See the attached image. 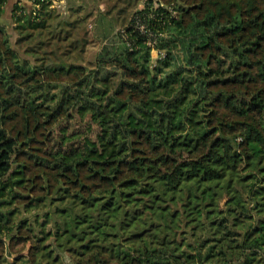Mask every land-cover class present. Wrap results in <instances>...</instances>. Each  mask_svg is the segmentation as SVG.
<instances>
[{
  "label": "trees",
  "instance_id": "trees-1",
  "mask_svg": "<svg viewBox=\"0 0 264 264\" xmlns=\"http://www.w3.org/2000/svg\"><path fill=\"white\" fill-rule=\"evenodd\" d=\"M28 1L0 26V264H264V0H137L92 65Z\"/></svg>",
  "mask_w": 264,
  "mask_h": 264
},
{
  "label": "rangeland",
  "instance_id": "rangeland-1",
  "mask_svg": "<svg viewBox=\"0 0 264 264\" xmlns=\"http://www.w3.org/2000/svg\"><path fill=\"white\" fill-rule=\"evenodd\" d=\"M22 1L23 0H10L9 2H7L6 9L0 16V26H5V28L9 31V33L12 35L13 43H15V41L19 37V30L15 29L17 24L14 18V14H18L15 12V8L16 5L23 6V4L21 3ZM91 1V4H85L84 7H77L76 9L74 8L75 3L73 2V0L69 2L70 11L75 10V12L72 13L71 17L69 18L73 21H76V27H80L82 28V30L87 29L86 36L89 40V43L87 44L86 51L84 52L85 65H92V63L100 54L105 42L103 41L105 30L108 31L109 34H111L110 39H108L107 42L108 44H110L114 38H117V32L123 26L122 24L124 23V21L125 23L128 22L131 17L130 15L134 10H137L138 7L137 0H119L118 4L113 8H111L112 5L110 4V2L107 3V6L105 4H100L101 8H103L104 11L108 10V12H101L98 8V3L101 0ZM25 8L29 9L30 7L25 6ZM57 9L55 10V13H58L59 17L57 16V18L53 21L54 24L58 23V21H62L61 19H66V17L68 16V12L60 13ZM86 15H90L87 20L81 19ZM56 65L61 64L59 63ZM67 65L68 63H64V66ZM63 260L64 263H66L67 258L64 257Z\"/></svg>",
  "mask_w": 264,
  "mask_h": 264
},
{
  "label": "crops",
  "instance_id": "crops-1",
  "mask_svg": "<svg viewBox=\"0 0 264 264\" xmlns=\"http://www.w3.org/2000/svg\"><path fill=\"white\" fill-rule=\"evenodd\" d=\"M10 1V0H9ZM56 1H58V3H60V2H63V4H64V8L63 9H61V8H55V7H53L52 5H51V9H53V10H59V12L60 13H62V12H68V16H71L72 15V13H74L75 12V10H73V11H70V8H69V2L71 1V0H56ZM52 2H53V0H52ZM51 2V3H52ZM73 2L75 3V9L77 8V7H84V5L86 4H91V0H73ZM108 2H110V4L112 5L111 6V8H113V7H115L118 3H117V0H101L99 3H98V8H99V11H101V12H108V10L106 11H104V9L103 8H101V5L100 4H105L106 6H107V3ZM22 4H23V6H30V2L28 1V0H23L22 2H21ZM66 15V14H65ZM67 16V17H68ZM88 17H90V15H88L87 16V18Z\"/></svg>",
  "mask_w": 264,
  "mask_h": 264
},
{
  "label": "built area",
  "instance_id": "built-area-1",
  "mask_svg": "<svg viewBox=\"0 0 264 264\" xmlns=\"http://www.w3.org/2000/svg\"><path fill=\"white\" fill-rule=\"evenodd\" d=\"M52 6L53 7H57V8H64V4L63 2L58 3V1L53 0L52 2ZM34 8H39L38 6H33ZM137 28L140 29V31H142L143 33L147 32L146 26L144 24H141L140 21L137 23ZM147 44L153 48V55H154V59L157 58L158 56L160 57L161 55H163V53L158 52L156 50V44H157V38L154 35V33H148V39H147ZM205 264H210V263H205Z\"/></svg>",
  "mask_w": 264,
  "mask_h": 264
}]
</instances>
